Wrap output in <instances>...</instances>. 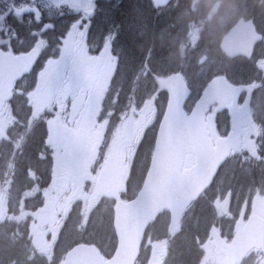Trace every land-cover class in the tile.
Returning a JSON list of instances; mask_svg holds the SVG:
<instances>
[{"label":"trees","instance_id":"trees-1","mask_svg":"<svg viewBox=\"0 0 264 264\" xmlns=\"http://www.w3.org/2000/svg\"><path fill=\"white\" fill-rule=\"evenodd\" d=\"M194 1L196 8L192 11L190 4ZM215 1L221 3L219 12L209 15V7ZM109 12L114 15L101 21L118 29L113 49L117 57L116 70L110 88L116 95L115 110L118 113L127 110L131 104H141L146 92L143 87L146 88L151 83L152 75L164 76L172 72L183 74L191 90L185 105L187 111L214 75H226L235 83L259 84L252 101L257 105L254 120L260 126L259 158L243 161L236 155H231L219 169L213 184L187 209L180 222L181 230L175 237L170 238L166 230L168 213H161L148 227L136 262L201 264L204 257L203 245L212 229L217 227L226 237H231L236 230L235 220L243 204L249 202L254 194L264 193V70L256 65L257 60L264 59V0H178L174 8L160 12L152 10L146 0H118ZM225 12L229 13L227 20L224 19ZM240 18L252 20L263 36V40L255 46L250 60H230L219 49L221 37ZM193 22L203 24L195 46L189 48L188 28ZM16 27L19 39L31 44L29 29L20 25ZM21 32L27 33L22 36ZM43 38L46 39L47 36ZM13 50L15 53L26 51L18 48ZM46 58L47 52L42 51L32 71L17 82L15 89H20L23 94L15 93L10 101L15 122L10 128L8 141L0 149V183L3 184L7 176L10 178L7 192L11 209L16 208L14 216H17V211L28 215L38 211L43 204L42 192L52 178L53 159L46 146L49 114L36 106L34 96L32 105L25 96L29 89L32 88V92L36 89L37 73L42 69ZM207 58L212 63L202 71L200 64L202 59ZM145 68L148 70L147 74ZM258 95L259 104L256 103ZM225 114L224 111L220 116ZM154 138L155 131L147 132L142 143L143 149L134 161L129 194L124 195L123 199L132 198L140 186ZM31 191L34 194L27 195ZM223 199L228 207L227 215L219 217L214 202ZM98 211L101 208L96 207L84 226L79 213L67 219L56 250L50 258L33 251L28 238L29 217L26 222L13 219L0 223V264H59L64 253L77 243L94 244L105 257H110L116 244L112 212L109 211V221L105 226V223L97 225ZM107 238L110 243H106ZM148 241L163 243L162 254L156 263H150V246H145ZM242 264H253L250 255Z\"/></svg>","mask_w":264,"mask_h":264},{"label":"flooded vegetation","instance_id":"flooded-vegetation-1","mask_svg":"<svg viewBox=\"0 0 264 264\" xmlns=\"http://www.w3.org/2000/svg\"><path fill=\"white\" fill-rule=\"evenodd\" d=\"M9 1L11 4L19 6L12 10L17 15L11 17L4 24H9L13 32L17 28L16 25H20L28 28L33 36L41 38L47 36L46 39L43 38L39 41V50L36 49L39 57L42 51L47 52L44 77H42L45 81L46 103L42 107V111L49 114L48 119L53 116L57 121L62 120L58 147L64 157L63 166L65 169L60 177L63 178L61 188L66 195V201L65 209L61 213L62 220H59L55 227V230L58 229V231L52 234L50 241L49 250L52 254L56 250L65 221L72 215L79 213L81 216V212L85 208L86 213L83 221L85 225L93 208L111 203L109 211H112V202L108 200H102L94 207L95 202L93 203V201L105 187L118 183L117 190L121 194L119 200L123 201L131 200L137 194L142 182L132 198L123 199L124 195L129 194L134 161L139 151L143 149L142 143L147 132L153 130L156 134L164 112L167 94L157 86L156 78L163 79L174 72L164 76L152 75L151 79L155 83L151 80L153 85L151 83L152 86L147 85L146 91H149L144 93L141 104L139 106L131 104L127 110L118 113L115 110L116 95L110 89L116 70L117 57L113 49L118 29L106 21H101L114 15L109 10L114 8L118 0H92V7L88 10L83 9L80 0L76 4L71 0ZM146 1L150 8L156 12L170 7L174 8L178 2V0H171L166 6L156 8L151 0ZM190 7L192 11H195L196 2H191ZM257 66L264 70V65ZM145 69L147 74L148 70ZM230 83L240 85V83L232 81ZM16 84L17 82L13 87V95ZM242 85H249L253 88L250 111L253 126H234L227 112L228 107L213 106L211 110L218 109L214 114L216 137L212 140L222 138L231 131L235 136L240 137L241 142L250 135L256 141L258 140L257 129H260V126L258 124L257 128L254 126L256 123L252 101L259 84L244 83ZM32 93V88L26 93L30 104L32 103ZM245 96L246 92L240 95L238 105L243 102ZM4 106L8 108L4 109ZM53 110L56 111L55 114ZM224 111L226 112L225 116H220ZM10 117H13L10 101L1 103L0 149H3L10 137V128L14 124L6 125V121ZM152 150L153 146L149 162ZM148 165L145 167L146 171ZM69 170L75 171L77 174H71ZM53 171L54 164L51 182L59 179L53 177ZM9 182L10 180L8 183H0V206L4 211V217L0 223L7 220L13 221V219L26 222L29 217L28 238L30 239L33 212L28 215L26 212L17 211V216H14L13 211L16 208L11 209V202L8 199ZM27 195L32 196V191ZM224 208L227 212L228 207ZM229 263L230 259L227 258L225 264Z\"/></svg>","mask_w":264,"mask_h":264},{"label":"water","instance_id":"water-1","mask_svg":"<svg viewBox=\"0 0 264 264\" xmlns=\"http://www.w3.org/2000/svg\"><path fill=\"white\" fill-rule=\"evenodd\" d=\"M151 1L158 8L171 0ZM261 40L253 21L240 18L222 37L219 47L230 59L238 56L250 59ZM38 57L36 49L17 55L0 50V104L12 99L14 83L32 70ZM156 84L167 94L164 112L139 191L131 200L114 203L113 253L106 258L96 245L77 243L65 252L60 264H136L148 227L165 211L169 216L167 233L170 238L175 237L187 209L213 184L221 166L241 144L233 131L212 141L216 128L211 108L228 107L234 126H253L250 114L253 88L249 85H233L225 75H216L206 83L188 112L184 107L191 91L180 72L156 78ZM243 92L246 96L238 105ZM186 155L194 157L188 168H184ZM3 217L0 206V221ZM263 240L264 214H250L230 239L231 264H241L250 251L263 247Z\"/></svg>","mask_w":264,"mask_h":264},{"label":"rangeland","instance_id":"rangeland-1","mask_svg":"<svg viewBox=\"0 0 264 264\" xmlns=\"http://www.w3.org/2000/svg\"><path fill=\"white\" fill-rule=\"evenodd\" d=\"M12 1V0H11ZM78 0H71L72 3L76 4ZM82 2V7L84 10L91 9L92 0H80ZM219 1H215L212 5L209 7V15L214 14L215 12H219ZM16 6H19L18 4H11L9 0H0V50H5L8 52H14L13 49H24L26 51L36 48L39 50V36H33L32 35V43L27 44L26 42H22V40L18 37V32L15 30L14 32L10 29V25L4 24V22H7L11 17H15L17 13L15 11H12ZM13 16H12V15ZM229 13H224V19H228ZM23 21V20H22ZM202 22H193L189 25L188 28V34H189V48H193L196 44V41L199 38V32L202 29ZM224 25V24H223ZM222 25V26H223ZM22 36H25V32H21ZM212 63V60L210 58H207L206 60L202 59V62L200 64V70L204 71L206 70L209 65ZM257 65H264V59H260L256 61ZM46 62L43 63L42 70L38 74V83L36 89L33 91L32 95L34 96V100L36 103V106L42 110V107L45 106L46 103V96L44 93L45 90V81L42 79L44 77V68H45ZM15 93L23 94V92L20 89H15ZM14 93V94H15ZM25 96L27 94L25 93ZM260 95H258V98L256 99V103H260ZM32 104V103H31ZM252 110L255 115V108L257 105L253 104L252 102ZM8 108L7 106H4V109ZM218 109V108H217ZM217 109L211 110V113L215 114L217 112ZM54 114L56 113L55 110H53ZM15 119L13 117L8 118L6 121V125L13 124ZM48 138L46 141V146L50 150L52 154L53 164H54V171H53V177L59 178L57 181H52L50 185L43 190V204L42 207L33 213L32 215V235H31V243L33 247V251L41 256H44L45 258H50L48 256H52L54 253H50L49 246L50 241L52 239V234L57 232L58 229L55 230V227L59 220H62L61 213L65 209V201H66V195L64 194L61 185L63 184L62 179L60 177V174L65 169L64 165V157L59 152V139H60V128L62 125V120L57 121L53 116H51L48 121ZM254 126L257 128V124H254ZM260 133V129H257ZM236 157H239L243 161H249V160H256L259 158L258 156V140L256 141L253 139V137L246 136L241 142V145L239 148L234 150V154ZM184 167H190L193 164V156L186 155L185 161H184ZM71 174H77L75 171L69 170ZM10 178L7 176L4 183H8ZM118 183H114L113 185H110L108 187H105L102 193L96 197V199L93 201L95 202L94 207L97 203L101 202L102 200H108L112 202V207L114 205V202L121 199L120 191L117 190ZM34 192H32V195ZM225 200H217L214 202L217 215L219 217L226 216L227 212L225 207ZM111 207V203L102 204L99 206L101 208V211L97 212V225L105 223L108 224L109 221V208ZM94 209V208H93ZM264 193H256L252 197V199L249 202H246L243 204V206L240 209V212L238 213V216L235 220L236 223V231H238L244 224L245 219L248 215L254 213V214H264ZM85 208L81 212V223L84 226V216H85ZM82 227V225H81ZM83 230V228L81 229ZM233 232V233H234ZM230 239L231 237H226L221 230H219L217 227L213 228L208 240L203 245L204 249V257L202 259L201 264H225V261L227 258L230 259V251H229V245H230ZM106 243H110V239L107 238ZM145 246H150V263H156L158 259H160V255L162 254V247L163 243H154V242H145ZM110 248L108 247V250ZM251 260L253 264H264V247L260 249H255L250 254ZM230 264V263H229Z\"/></svg>","mask_w":264,"mask_h":264},{"label":"bare ground","instance_id":"bare-ground-1","mask_svg":"<svg viewBox=\"0 0 264 264\" xmlns=\"http://www.w3.org/2000/svg\"><path fill=\"white\" fill-rule=\"evenodd\" d=\"M131 11H132V10H131ZM129 12H130V11H129ZM133 12H135V11H133ZM145 21H146V20H145ZM116 22H117V20H116ZM119 25H120V24H119ZM145 25H146V24H145ZM117 26H118V25H117ZM120 26H121V25H120ZM118 27H119V26H118ZM119 29H120V28H119ZM120 30H121V29H120ZM123 30H124V29H123ZM121 33H122V32H121ZM128 33H129V32H128ZM123 34H125V32H123ZM124 36H125V35H124ZM127 36H128V35H127ZM132 40H133V39H132ZM134 45H135V44H134ZM133 47H134V46H133ZM131 51H132V50H131ZM159 59H160V58H159ZM159 63H160V62H159ZM151 80H153V79H151ZM148 81H149V80H148ZM153 82H154V80H153ZM154 83H155V82H154ZM148 84H149V83H148ZM151 84L153 85L152 82H151ZM151 84H150V85H151ZM144 85H145V84H144ZM152 85H151V86H152ZM155 85H156V84H155ZM155 85H154V86H155ZM151 86H150V87H151ZM154 86H153V88H156V87H154ZM147 88H148V87H147ZM143 89L146 90L145 86L143 87ZM151 90H152V89H151ZM151 90H150V92H152ZM143 91H144V90H143ZM148 91H149V90H148ZM146 93H147V91H146ZM94 229H95V228H94ZM94 229H93V230H94ZM93 230H92V231H93ZM90 231H91V230H90ZM87 233H88V231H87Z\"/></svg>","mask_w":264,"mask_h":264}]
</instances>
